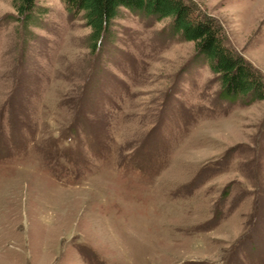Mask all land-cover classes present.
I'll use <instances>...</instances> for the list:
<instances>
[{"label":"rangeland","instance_id":"374dc122","mask_svg":"<svg viewBox=\"0 0 264 264\" xmlns=\"http://www.w3.org/2000/svg\"><path fill=\"white\" fill-rule=\"evenodd\" d=\"M0 0V264H264V100L222 98L193 43L123 10ZM264 80V0H187Z\"/></svg>","mask_w":264,"mask_h":264},{"label":"trees","instance_id":"16d2710c","mask_svg":"<svg viewBox=\"0 0 264 264\" xmlns=\"http://www.w3.org/2000/svg\"><path fill=\"white\" fill-rule=\"evenodd\" d=\"M67 11L80 16L90 29L91 48L96 51L113 42L115 22L123 10L157 22L169 20L167 35L180 42L193 43L196 58L207 63L218 77L224 100L249 103L264 100V80L246 60L226 45L217 22L187 0H62ZM18 19L31 23L42 13L38 0H14Z\"/></svg>","mask_w":264,"mask_h":264}]
</instances>
